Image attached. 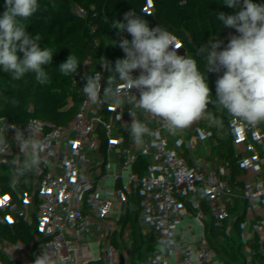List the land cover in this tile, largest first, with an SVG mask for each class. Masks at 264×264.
<instances>
[{
	"label": "trees",
	"instance_id": "obj_1",
	"mask_svg": "<svg viewBox=\"0 0 264 264\" xmlns=\"http://www.w3.org/2000/svg\"><path fill=\"white\" fill-rule=\"evenodd\" d=\"M117 1L38 0L40 10L28 21V31L40 36L42 48L54 50L53 62L45 66L50 81L41 85L32 73L26 74L20 81H12L0 71V135L6 140L5 150L0 153V253L23 257L31 250L40 225L28 215V211L44 190L49 192L50 200L62 198L59 227L63 229L70 224L82 198L76 168L91 167L93 158H98L108 169L116 160L138 170L152 196L148 212L155 218L160 234L167 242L169 264H187L186 246L166 184L168 174H178L186 167L200 172L202 166L198 162L209 147L210 139L238 149L249 161L264 164V145L257 144L253 138L264 122L255 126L241 124L236 132L229 133L211 126L208 118H202L185 129L170 133L157 119L137 110L133 115L140 117L151 130V135L145 136L143 146L137 147L129 133L131 105L126 103L117 108L86 102L83 92L86 78L98 74L103 84L108 76L104 61L114 62L122 58L112 49L107 36V25L113 18L110 9ZM152 1L155 2V10L149 25L173 33L179 44L185 45L182 49L178 48L181 55L196 60L201 54L208 53L212 47L201 34L211 35L210 32L199 30L178 15L176 7L198 14L199 22L207 27L211 12L206 5L211 0ZM217 1L227 12L230 11L224 6V0ZM223 29L221 45L232 34ZM125 37L126 33L121 30L112 37L120 51L118 44ZM70 54L78 58L80 67L76 73L61 75L57 67ZM206 75L211 86L219 74L211 69ZM61 94L73 100L68 104L60 103V110L56 111L55 105L60 102ZM129 95H134V92ZM211 101L207 107L210 115L220 114L222 121L232 118L219 106L214 96ZM94 118L99 123L91 125L90 121ZM105 128L111 134L109 146L100 143ZM20 133L25 138L34 134L43 141L40 163L30 170L23 166L26 156L18 146L17 135ZM214 182V191L247 202L255 211L262 212L258 203L244 198L220 177H215Z\"/></svg>",
	"mask_w": 264,
	"mask_h": 264
},
{
	"label": "built area",
	"instance_id": "obj_2",
	"mask_svg": "<svg viewBox=\"0 0 264 264\" xmlns=\"http://www.w3.org/2000/svg\"><path fill=\"white\" fill-rule=\"evenodd\" d=\"M154 6L152 0H118L110 12L112 17V11L118 12L114 20H123L125 13L142 16ZM206 7L211 12L209 25L205 27L199 21L195 25L201 31H209L214 42L220 44L224 29L216 16L219 12H228L217 0L209 1ZM180 45L181 49L185 47L183 43ZM72 100V97L61 94L60 102L55 105L56 111L60 110V103L68 104ZM211 117L208 119L211 126L229 133L236 132L241 125L233 118L222 121L220 114ZM90 123L95 125L99 120L94 118ZM253 138L257 144L264 145V124ZM100 143L103 146L111 144L107 128L103 129ZM208 145L198 162L202 166L200 172L186 167L178 174L169 173L166 181L178 229L186 246L187 264H264V219L247 202L212 189L215 177H242L245 181L236 180V190L244 198L258 203L264 211V177L259 175L258 165L238 149L214 139H210ZM76 171L82 198L70 221V233L59 227L62 198L50 200L49 192L44 190L28 211V215L40 225L31 250L23 257L0 253V264H34L39 256H48L53 264H131L136 259V251L127 241L132 231L123 236L115 229L133 226L132 219L153 235L145 239L142 228L140 232L143 234H137L139 242L133 241L146 253L140 262L146 259L148 264H169L167 242L141 198H134L139 217L126 207L133 197L125 188L132 190L137 183L145 186L138 170L116 160L108 169L98 158H93L91 167L79 166ZM230 220L235 221L241 231L231 227V234H219L215 223Z\"/></svg>",
	"mask_w": 264,
	"mask_h": 264
},
{
	"label": "clouds",
	"instance_id": "obj_3",
	"mask_svg": "<svg viewBox=\"0 0 264 264\" xmlns=\"http://www.w3.org/2000/svg\"><path fill=\"white\" fill-rule=\"evenodd\" d=\"M224 6L230 11L219 12L216 19L234 31L207 53V64L219 74L211 86L196 61L178 52L179 41L173 33L151 27L142 16L128 12L123 20L113 22V27L126 33L118 44L123 56L104 61L108 76L103 84L98 74L86 78V102L117 108L131 105L129 133L137 147L151 135L147 124L133 115L137 110L175 133L202 118L211 119L207 107L214 96L237 122L250 126L264 122V2L224 0ZM0 8V71L12 81L32 73L37 83L47 84L50 75L45 66L53 62L54 50L42 48L40 36L28 31V21L40 10L38 0H0ZM79 67L78 58L70 54L57 68L68 76ZM17 141L26 156L24 168L38 166L42 142L34 134L25 138L23 133L17 135ZM5 146L0 135V153ZM34 264L53 262L48 256H39Z\"/></svg>",
	"mask_w": 264,
	"mask_h": 264
},
{
	"label": "crops",
	"instance_id": "obj_4",
	"mask_svg": "<svg viewBox=\"0 0 264 264\" xmlns=\"http://www.w3.org/2000/svg\"><path fill=\"white\" fill-rule=\"evenodd\" d=\"M155 4V2H154ZM111 13V12H110ZM151 13H153L151 11ZM176 13L178 15H181L183 16V18H185L186 20L190 21L191 23H193L195 25V22L201 20L200 17L195 14V13H192V12H187V11H184L183 9L181 8H176ZM152 16V14H149V12L147 11L146 13V16L144 19H147V18H150ZM114 18V17H113ZM112 18V19H113ZM114 20V19H113ZM196 26V25H195ZM227 29V28H226ZM230 32L233 33L234 30L232 29H228ZM202 37L204 38V40L206 41V43L208 45H210L211 47L213 45H215L216 43L214 42L213 40V37L211 35H207L206 33H202L201 34ZM206 56H207V53H203L201 54L195 61L197 63V66L198 68L200 69L201 72L203 73H206L208 74L211 70L210 66L207 64V61H206ZM251 162H254L258 165L259 167V175L260 176H263L264 177V164L260 161H251ZM248 167L251 166V164H247ZM225 176H220V179L223 180V182L226 184V185H232L234 188H235V182L236 180H239L241 183H243L245 180L242 178V177H239V176H235L233 179L230 178V181H227L224 180ZM244 181H243V180ZM135 187H143L140 183H137L135 184V186L132 188L131 191H135ZM143 189V188H142ZM236 189V188H235ZM142 200V199H141ZM137 202V201H136ZM139 202V201H138ZM143 205H144V208L147 207L148 209V205L144 204L143 202H141ZM129 204V205H128ZM126 207L128 208V210H130L132 213H134V215H138L139 217V212L136 211V207H135V199L133 197V200H131L129 203H127ZM260 209V208H259ZM261 213L264 215V211L263 209H261ZM257 213H260V212H257ZM260 213V214H261ZM137 217V218H138ZM132 222H133V226H128L126 225L125 227H122V228H117L115 229L116 230V233L117 234H122L123 236H126L128 231H132L131 235L129 237H127V241H128V244H129V247L133 250L136 251V259H134L131 264H148V261L145 259L143 262H140L139 259H142L146 256V253L142 252L143 249L142 247H140V244H138V246L136 244L133 243V241H137L139 242V237H137V234L138 233H142L140 232V229H142L143 227L141 226L140 222H138L137 220L134 222V220L132 219ZM216 225V231L219 233V234H231V227L233 229H237L238 226H237V223L235 221H223V222H216L215 223ZM218 225V226H217ZM223 226H226L227 227V230H225L223 228ZM63 229L67 232V233H70V225L68 224L67 226H63ZM136 232H135V231ZM144 231V238L145 239H150L152 238V233H149L146 229H142ZM237 231H241L240 229H237ZM143 234V233H142ZM236 242H238V240H236ZM236 246L240 247V245L236 244ZM144 253V254H142ZM167 255V254H166ZM149 257V256H148Z\"/></svg>",
	"mask_w": 264,
	"mask_h": 264
},
{
	"label": "rangeland",
	"instance_id": "obj_5",
	"mask_svg": "<svg viewBox=\"0 0 264 264\" xmlns=\"http://www.w3.org/2000/svg\"><path fill=\"white\" fill-rule=\"evenodd\" d=\"M153 10H155V7H153L152 9H151V11L153 12ZM113 12V16L114 17H117L118 16V12L117 11H112ZM145 16H146V14H144V15H142V17L143 18H145ZM116 19H118V18H116ZM146 20H148V22L150 23V18H147ZM114 29H116L115 27H113V28H111V33H113V31H114ZM88 63V62H87ZM89 67H91V65H89L88 66V68ZM90 69V68H89ZM224 180H226V182L227 181H230V177H225L224 178ZM243 180V179H242ZM244 181V180H243ZM134 187V186H133ZM143 188V189H142ZM135 187V191L133 190V191H131V189L130 188H128V187H126L125 188V191L127 192V193H129L132 197H134V198H138V199H142V202L144 203V204H149L150 203V201H151V199H152V196H151V194H150V191H149V189L147 188V187H145V186H143V187ZM218 226V225H217ZM223 228L225 229V230H227V227L226 226H223Z\"/></svg>",
	"mask_w": 264,
	"mask_h": 264
},
{
	"label": "water",
	"instance_id": "obj_6",
	"mask_svg": "<svg viewBox=\"0 0 264 264\" xmlns=\"http://www.w3.org/2000/svg\"><path fill=\"white\" fill-rule=\"evenodd\" d=\"M149 14H152L151 9H149ZM113 22H114V20L112 19L107 25V36H108V39H109L110 44L112 46V49L115 51L116 54H118L120 57H122L121 51L117 48V46L114 44V42L112 40V37L118 32V29L116 28V29H114L113 33H111L110 30H111V28H113Z\"/></svg>",
	"mask_w": 264,
	"mask_h": 264
},
{
	"label": "snow or ice",
	"instance_id": "obj_7",
	"mask_svg": "<svg viewBox=\"0 0 264 264\" xmlns=\"http://www.w3.org/2000/svg\"><path fill=\"white\" fill-rule=\"evenodd\" d=\"M177 47H178V48H180V47H181V45H180V44H178V45H177Z\"/></svg>",
	"mask_w": 264,
	"mask_h": 264
}]
</instances>
